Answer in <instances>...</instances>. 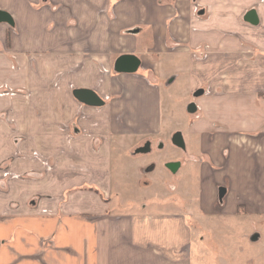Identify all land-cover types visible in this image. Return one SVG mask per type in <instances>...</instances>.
I'll list each match as a JSON object with an SVG mask.
<instances>
[{
	"label": "crops",
	"instance_id": "1",
	"mask_svg": "<svg viewBox=\"0 0 264 264\" xmlns=\"http://www.w3.org/2000/svg\"><path fill=\"white\" fill-rule=\"evenodd\" d=\"M259 2L0 0L13 20L0 23V264H264L260 249L238 263L235 244L218 254L202 248L205 237L193 246L204 215L264 216ZM253 9L256 25L246 20ZM121 54L139 56L137 72L114 71ZM178 61L198 77L211 61L243 65L245 91L235 88L226 119L215 100L205 108L228 130L208 135L210 123L190 124L198 150L190 158L202 172L196 214L163 203L123 211L114 197L124 190V166L114 174V159L129 150L137 169L151 154L164 123L162 78L172 80ZM234 69L214 74L237 78ZM76 88L96 91L105 104L80 102ZM171 163L182 166L166 162L171 172Z\"/></svg>",
	"mask_w": 264,
	"mask_h": 264
},
{
	"label": "rangeland",
	"instance_id": "2",
	"mask_svg": "<svg viewBox=\"0 0 264 264\" xmlns=\"http://www.w3.org/2000/svg\"><path fill=\"white\" fill-rule=\"evenodd\" d=\"M259 1V4L264 3V0ZM259 4L255 5V7H259ZM257 54L262 55L259 52ZM200 57L203 56L200 55ZM189 63L187 61L174 63L177 70L173 73L176 75L172 77L170 82H167L166 78L168 76L165 79L162 78L164 123L161 131L158 133L159 137L150 144L149 150H151V154H146L140 158L144 163L142 162L135 169V165L139 161L133 159L132 153L129 150L123 151L122 158L118 157V155L114 159V174L117 173V170L121 166H124L122 171L124 172V179H122L124 181L122 183L124 190L117 192L119 195L114 197L123 204L121 207L123 211H143L144 209L146 211H158L161 209L162 206L159 205L162 203L165 210L170 204L174 206L177 204L180 208L185 205L195 207L193 208L195 214L196 211H199L197 210L198 200L196 195L200 186L202 172L199 170L196 160L190 158L192 153L195 155L198 153V150L193 151L197 143L194 142L195 135L190 131V124L198 121L210 123L211 129L208 135H213L220 129L228 130L229 128L225 127L217 115L211 117V115L205 112V108L215 100L218 106L216 114L224 119L228 118L229 103H232L231 99L234 98L235 88L237 90L240 89V92H244L245 79L243 65L237 64L239 67L236 66L234 69L232 63L228 62L226 64V61H222L221 64H218V62L211 61L209 63L208 74H199L198 77L197 74L192 73ZM192 65L193 68H196L195 63ZM166 66L167 63L164 62L163 67ZM232 68L234 71H240L241 75L237 78L222 77L224 72L227 75L229 71H232ZM216 71L221 72V76L220 74H214ZM218 90L222 94H216ZM192 104L196 106L194 111L191 110ZM223 109L226 110L223 111ZM243 114L245 116V113ZM178 131H181L184 135L186 150L178 148L172 142V136ZM176 160L181 161L182 166H178L176 170L171 172L165 164L168 161ZM185 163L187 164L185 165ZM150 166L153 169H150ZM141 167H143V170ZM119 182L117 177L114 176V184L118 185ZM185 188L188 189V193L184 190ZM155 193H157L156 196L154 195ZM153 200L159 204L152 205ZM202 217L201 220L203 222L200 220V223L203 225V228L200 229L202 230L201 234L199 236V233L196 232L197 239L195 238L193 241L195 252L198 244H202L201 237H205L202 248L205 249L204 246H206L208 249H211V252L213 250L212 253L217 252L216 254L224 252L228 246L230 247L235 244L241 253L238 255V259H236L238 263L244 262V258H250L251 255L249 253H254L256 249L264 252V216L256 217L252 215L238 218L229 214L216 213ZM192 220L194 224H191L195 227L197 219L193 216ZM255 233H259L260 238L257 241H252L251 237Z\"/></svg>",
	"mask_w": 264,
	"mask_h": 264
},
{
	"label": "water",
	"instance_id": "3",
	"mask_svg": "<svg viewBox=\"0 0 264 264\" xmlns=\"http://www.w3.org/2000/svg\"><path fill=\"white\" fill-rule=\"evenodd\" d=\"M246 20L252 24H258L259 18L257 12L253 9L250 10L246 14ZM7 22L12 24L13 20L10 14L6 11L0 10V23ZM141 59L136 54H121L118 56L114 62V71L117 73H135L138 71L139 67L141 66ZM74 96L82 103H85L90 106H102L105 104L104 99L98 95V93L94 90L88 88H76L74 90ZM195 104L191 105V110H195ZM172 142L175 146L186 149V142L181 131L176 132L172 136ZM148 150V148H146ZM146 150V151H147ZM145 151V149H143ZM180 164L179 163H171L169 167L172 170H176ZM226 193V188L220 187L219 188V198L223 199Z\"/></svg>",
	"mask_w": 264,
	"mask_h": 264
}]
</instances>
